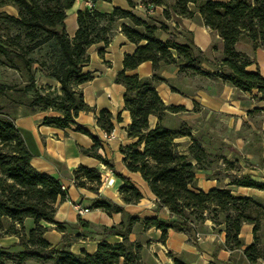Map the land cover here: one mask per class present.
Masks as SVG:
<instances>
[{
    "label": "trees",
    "instance_id": "16d2710c",
    "mask_svg": "<svg viewBox=\"0 0 264 264\" xmlns=\"http://www.w3.org/2000/svg\"><path fill=\"white\" fill-rule=\"evenodd\" d=\"M95 3L97 0H91ZM160 4L159 0H152ZM74 0H0V7L11 5L17 15L0 14V19L11 23L25 31V37L31 45H22L16 37L7 36L0 39V55L6 61H19L27 71V84L16 87L0 83V235L3 233L2 219L7 217L11 224L5 233L19 235L16 244L18 250L0 245V264H23L27 260H35L42 264H138L140 245L129 241L128 236L136 223H142L144 229L156 227L161 230V240H165L168 229L194 234L196 222L209 217L215 224L223 223L225 245L228 248H239L242 243L239 232L243 223L253 225V242L244 251L250 261L255 262L261 256V247L256 237L258 219L248 213L254 203L248 196H238L222 187L203 191L194 186L197 165L206 157L204 150L196 144L187 148V153L177 150L175 138L189 135V129L165 128L161 120L166 112H179L182 106L166 105L159 97L155 83L163 80L157 70L162 65L179 62L180 70H188L191 75H202L211 79H221L238 89H256L264 95V75L259 69L247 70V66L255 60L246 53L236 49L235 44L246 39L253 48L264 46V0H178L173 9L176 14L191 17L193 4L199 12L205 26L215 30L222 39L223 57L220 62L213 63V70L205 69L201 63L208 61L204 53L192 42H178L174 38L165 40L155 37L157 27L148 24L136 16L131 10L114 7L110 13L97 11L94 7H85L76 13L77 29L70 37L65 28L66 9ZM131 4V0H128ZM119 17L128 18L131 25L121 24V32L137 46L131 54L122 59V69L114 77L121 83L124 108L128 110L131 122L126 133L134 140L121 150L123 162L131 172H138L155 196L156 209L167 208L171 217H146L140 220L136 216L125 213L123 206L108 199H97L93 208L106 213L120 212L123 220L117 225L102 228V235H118L120 242L109 243L101 240L93 253L84 250L75 254L58 245H52L43 234L47 227L40 224H56V229L64 232L65 226L55 220V203L65 199L60 181L46 173L40 172L30 164L31 153L23 136L15 126L10 110L20 105L23 112L34 113L37 109L51 108L59 115L45 116L43 124L57 128L76 125L77 129L92 137L91 148L83 150L90 153L104 164L109 162L97 152V139L86 129L77 125L75 117L81 110L92 108L83 100L78 85L91 79L82 72L88 62L87 49L94 43L101 42L99 54L109 43L110 26ZM99 20L111 23L109 26H96ZM135 26L143 27L139 31ZM109 31V33H108ZM50 43L56 59L51 62L50 76L59 84L54 92H41L35 86L34 74L31 71L32 59L26 54L41 44ZM14 46V48H12ZM171 50L176 52L173 56ZM150 61L154 70L151 78H141L136 73H129L141 62ZM33 90L32 95L27 92ZM154 115L157 122L149 123ZM96 124L106 132L113 130V115L107 109L97 112ZM120 120V113L115 117ZM196 160V164L190 162ZM118 176L120 174L117 173ZM122 177V176H121ZM73 179L77 186L85 181L100 184V172L84 165L73 171ZM123 184L119 193L124 203H137L143 192L130 178H122ZM238 184L247 187L264 189V184L253 181L249 175H243ZM219 216H222L219 220ZM31 218L33 226L23 230V220ZM19 227H16L15 224ZM72 240L65 234L61 243ZM176 264H182L175 259Z\"/></svg>",
    "mask_w": 264,
    "mask_h": 264
},
{
    "label": "crops",
    "instance_id": "0c3cea01",
    "mask_svg": "<svg viewBox=\"0 0 264 264\" xmlns=\"http://www.w3.org/2000/svg\"><path fill=\"white\" fill-rule=\"evenodd\" d=\"M226 1V0H215ZM160 4L172 11V6L166 0H159ZM86 7L84 0H74L71 7L66 9L65 28L72 37L77 29L76 13ZM114 7L131 10L136 16L157 27L155 37L165 40L174 38L178 42L192 41L207 57V69L213 70V63L220 62L223 57L222 39L218 33L205 26L197 9L192 4V17H167L166 24L161 26L160 18L146 15L140 6V0H97L94 8L97 11L110 13ZM11 15H16V9L11 5L0 7ZM159 13V14H158ZM156 15L161 12L156 11ZM131 25L128 18H116L111 26L109 43L104 47L103 54H99L101 42L90 45L87 49L89 60L82 67V72L89 74L91 79L78 85L83 100L92 108L81 110L75 120L77 125L86 129L98 141L97 152L109 164L85 153L83 150L91 148L92 137L77 129L76 125L66 128H57L43 124L45 116L59 115L60 113L48 108L37 109L34 113L23 112L20 105L13 107L9 115L15 126L21 132L31 158L30 164L40 172L58 178L64 186L65 199L57 201L55 220L65 226V231L56 229V224L40 222L47 227L44 238L52 245L69 250L75 254L84 250L93 253L97 243L105 240L111 244L120 242L118 235H102V228L117 225L123 220L120 212L106 213L92 204L97 199H108L123 206L125 213L138 217L158 216L169 218L167 208L156 209L155 196L149 190L138 172L129 171L123 162L122 148L131 143L134 138L129 137L126 128L131 122L128 110L124 108V86L116 83L114 77L122 69V59L125 54H131L136 44L129 41L121 32V24ZM175 23L176 26H172ZM139 31L143 27L135 26ZM186 35L188 36H185ZM235 47L246 53L255 61L247 66L253 71L256 67L264 75V46L253 48L251 42L239 40ZM173 56L176 52L171 50ZM210 65V66H209ZM158 76L163 80L157 81L155 87L161 100L166 105L182 106L179 112H166L161 120L165 128L176 129L181 122L186 123L189 135L175 138L177 150L187 153L191 144L201 147L209 158L207 166H198L195 170V187L207 191L215 187H223L234 195L251 196L252 188L240 184H232L226 178H219L218 168L214 164L220 162H235L243 166V173L256 179V171L247 168L248 163L255 160H264V96L256 89L241 90L222 81L199 76H181L179 64H169L159 69ZM136 73L141 78H151L154 70L150 61L141 62L135 69L128 71ZM57 83V82H56ZM190 83L192 85H190ZM59 87V84H55ZM101 109H107L112 115L114 137L105 138L104 131L96 124V114ZM120 113V120L116 115ZM157 117L151 115L149 123L154 126ZM256 146V147H255ZM205 157V158H206ZM196 164L195 159H191ZM215 162V163H214ZM80 165L95 168L100 172V184L85 181L83 186H77L73 179V171ZM216 167V166H215ZM120 174V176L117 175ZM122 176V177H121ZM130 178L143 192V197L137 203H124L119 193L123 184L122 178ZM104 178H112V184L103 182ZM78 202L89 210L78 214L73 203ZM222 216H219L221 220ZM3 233L0 235V245L18 250L16 246L19 235L5 233L4 230L11 224L7 217L2 219ZM16 227L19 225L16 223ZM23 230L27 232L32 226L31 218L23 220ZM194 234L189 235L182 231L168 229L165 240H161V230L156 227L144 229L142 223H136L128 236L129 241L140 245L138 264H176L177 259L182 264H264V239L259 242L261 256L252 262L244 249L253 242V225L243 223L239 238L241 247L228 248L225 245V231L223 223H213L209 217L193 224ZM65 234L72 240L61 243ZM256 234V233H255ZM257 237V234H256ZM13 264V263H7ZM23 264H42L35 260H27ZM118 264H122V259Z\"/></svg>",
    "mask_w": 264,
    "mask_h": 264
},
{
    "label": "rangeland",
    "instance_id": "374dc122",
    "mask_svg": "<svg viewBox=\"0 0 264 264\" xmlns=\"http://www.w3.org/2000/svg\"><path fill=\"white\" fill-rule=\"evenodd\" d=\"M166 1L168 2L167 4H170L172 6V11L168 10V8L165 6V9L162 11L157 10L161 12V15H156L155 12L153 14H150V16L153 18H160L161 26H164V24H166L165 19L167 18L164 14L165 11L168 14L167 17L173 16L174 15L173 13L175 12L173 9V6L178 0H166ZM140 2H143V0H140ZM191 5L192 4H189L190 7ZM2 13H7V12L0 11V14ZM110 24L107 23L106 20H99L96 26H107V25L109 26ZM7 36L16 37L17 40L22 45H28V44L31 45V43L28 42V40L26 39L25 31L22 28H19L11 23H8L0 19V39L6 40ZM185 36H188V35H186L185 33ZM12 48H14V46H12ZM26 57L31 58L33 60L31 63V71L34 74L36 88L41 92H46V91L54 92L57 89L55 85L57 83L52 78V76H50L49 72L51 70V62L56 59V54L53 52L50 43L41 44L37 48L32 49L30 52L26 54ZM173 64H179V62H176ZM206 64H207V61H204L201 63V66L207 69L206 67H204ZM163 66L165 65H162L158 68V70L156 71L157 74L160 71L159 69ZM179 72L181 73V76H188V77L199 76V77L206 78V79L208 78L202 75H191L190 71L188 70H180ZM0 83H3L5 85H10V86L23 87L27 84V71L25 70V68L22 66V64L19 61L8 62L5 60V58L2 55H0ZM190 85L192 84L190 83ZM32 94H33V90H30L27 92V95H32ZM3 104L4 102L0 101V105H3ZM262 110H264V108H262ZM183 127L188 128L186 126V123L181 122V128ZM208 160H209L208 157L204 158L200 162V164L197 165V167L209 165L207 163ZM248 164L254 165V167L252 166L248 167L246 165L247 168H251L256 171V174H255L256 179H254L253 177H250V178L259 184H264V160L260 158L258 160H255L254 163H251V164L248 163ZM213 168H218L217 171H219V174H218L219 178L221 179L226 178V180H229L230 183L232 184L233 183L237 184L238 181L241 180L243 175H248V174L243 173V166L235 162L229 163L226 161L225 162L222 161L220 162L219 165L214 164ZM194 186H195V183H194ZM251 188L252 189L249 192H253V193L249 197L253 200L254 203L248 209V213L250 216L258 219L259 226H258V230L256 231V234H257L258 241L262 242L261 239H264V189H261L259 187H251Z\"/></svg>",
    "mask_w": 264,
    "mask_h": 264
},
{
    "label": "built area",
    "instance_id": "2783aa9c",
    "mask_svg": "<svg viewBox=\"0 0 264 264\" xmlns=\"http://www.w3.org/2000/svg\"><path fill=\"white\" fill-rule=\"evenodd\" d=\"M84 2L86 4V7H89V8L94 7V3L91 0H84ZM140 6L146 15L153 14L157 10L162 11L165 9V6H163L162 4H156L150 0H143V2H140ZM172 26H176V24L173 23ZM104 137L105 138H112V137H114V132L113 131L105 132ZM103 182L106 183L107 185H109V184H112L113 179L112 178H110V179L104 178ZM61 189L64 190L65 189L64 186H61ZM73 207L75 208V210L77 211L78 214H82V213L87 212L89 210L88 207H84L78 202H74Z\"/></svg>",
    "mask_w": 264,
    "mask_h": 264
}]
</instances>
